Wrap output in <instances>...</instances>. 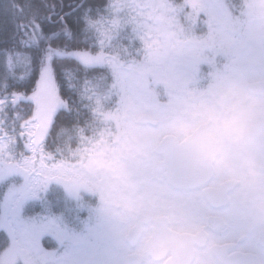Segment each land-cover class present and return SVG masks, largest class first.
Segmentation results:
<instances>
[{
	"label": "snow or ice",
	"instance_id": "snow-or-ice-1",
	"mask_svg": "<svg viewBox=\"0 0 264 264\" xmlns=\"http://www.w3.org/2000/svg\"><path fill=\"white\" fill-rule=\"evenodd\" d=\"M41 7L4 8L0 264H264V0ZM53 180L83 232L21 217Z\"/></svg>",
	"mask_w": 264,
	"mask_h": 264
},
{
	"label": "rangeland",
	"instance_id": "rangeland-1",
	"mask_svg": "<svg viewBox=\"0 0 264 264\" xmlns=\"http://www.w3.org/2000/svg\"><path fill=\"white\" fill-rule=\"evenodd\" d=\"M203 67L204 70L207 71V66ZM0 182H7L1 199L2 202L10 184L15 183L19 185L23 182V177L17 174L7 181ZM84 191L86 190L81 189L78 194H73L61 182L55 180L50 181L47 187L36 196L29 197L23 202L20 215L23 219L30 221L52 218L55 219L63 229L76 233L83 232L89 221L92 210L99 202L98 194L93 192L92 194L95 199L94 204H92L90 197L86 194L82 197ZM32 200L34 201L32 204H27ZM41 204H43V206ZM38 205L42 207L38 209ZM41 242L46 249L61 247L60 242L50 232L42 236Z\"/></svg>",
	"mask_w": 264,
	"mask_h": 264
},
{
	"label": "trees",
	"instance_id": "trees-1",
	"mask_svg": "<svg viewBox=\"0 0 264 264\" xmlns=\"http://www.w3.org/2000/svg\"><path fill=\"white\" fill-rule=\"evenodd\" d=\"M60 2H61V0H0V37H2V35L5 31L11 32L12 29L14 28L15 24L17 23L14 13H12L11 11H9L7 15L4 13V8L6 5H9L11 3H17V4H21V5L32 4L35 7H41L44 4L60 3ZM62 2L65 5L64 10L69 11L70 9L68 6L77 3L78 0H62ZM92 2L95 3L96 5H103V4L110 2V0H92ZM41 11H43L42 7H41ZM76 14H78V10L76 13L73 14V16L69 17L68 19L74 22ZM45 24L48 26L50 31H56L57 32L54 39H57V40L67 39V37L65 36V34L63 32L57 30V26L55 25V23H53L51 21H45ZM72 39L73 40L79 39L78 34H74ZM80 47L82 48L83 45L81 44ZM6 185H7V182H4V183L0 182V202H1L4 190L6 188ZM85 194L90 197V201L92 202V204H94L95 199H94L92 192H89L86 190L83 192L82 197ZM33 202L34 201L32 200V201H30V203H27V204H32ZM41 205L43 206V204H41ZM41 205H38L37 208L40 209L42 207ZM3 239H4V234L2 232H0V243L3 242ZM43 240H44V238H43Z\"/></svg>",
	"mask_w": 264,
	"mask_h": 264
}]
</instances>
